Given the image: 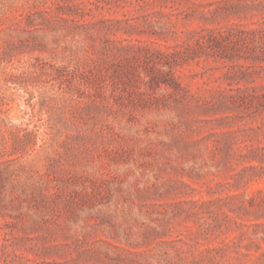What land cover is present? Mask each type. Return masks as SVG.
<instances>
[{"label":"rangeland","instance_id":"rangeland-1","mask_svg":"<svg viewBox=\"0 0 264 264\" xmlns=\"http://www.w3.org/2000/svg\"><path fill=\"white\" fill-rule=\"evenodd\" d=\"M0 264H264V0H0Z\"/></svg>","mask_w":264,"mask_h":264}]
</instances>
